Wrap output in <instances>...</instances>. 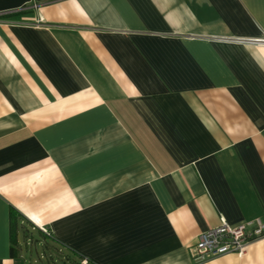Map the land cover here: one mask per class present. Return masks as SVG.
<instances>
[{"label": "crops", "instance_id": "crops-1", "mask_svg": "<svg viewBox=\"0 0 264 264\" xmlns=\"http://www.w3.org/2000/svg\"><path fill=\"white\" fill-rule=\"evenodd\" d=\"M255 217L264 0H0V264H29L21 239L89 264H264V236L190 255Z\"/></svg>", "mask_w": 264, "mask_h": 264}, {"label": "built area", "instance_id": "built-area-1", "mask_svg": "<svg viewBox=\"0 0 264 264\" xmlns=\"http://www.w3.org/2000/svg\"><path fill=\"white\" fill-rule=\"evenodd\" d=\"M41 232L49 235L44 227ZM264 236V220L259 217L230 224L224 218L219 223L199 233L190 250L193 262H201L208 258L225 253L242 254L251 240ZM59 264H89L86 258L71 259L62 255Z\"/></svg>", "mask_w": 264, "mask_h": 264}, {"label": "rangeland", "instance_id": "rangeland-1", "mask_svg": "<svg viewBox=\"0 0 264 264\" xmlns=\"http://www.w3.org/2000/svg\"><path fill=\"white\" fill-rule=\"evenodd\" d=\"M34 238L38 239L36 232H32ZM30 238V237H29ZM33 238V239H34ZM38 241L32 240V242L25 243L21 239V248L28 257L29 264H59L61 254L47 250L43 243H37Z\"/></svg>", "mask_w": 264, "mask_h": 264}, {"label": "trees", "instance_id": "trees-1", "mask_svg": "<svg viewBox=\"0 0 264 264\" xmlns=\"http://www.w3.org/2000/svg\"><path fill=\"white\" fill-rule=\"evenodd\" d=\"M9 223H10V238H11V254L14 255V245L16 244V213L14 212V210H10V215H9Z\"/></svg>", "mask_w": 264, "mask_h": 264}]
</instances>
